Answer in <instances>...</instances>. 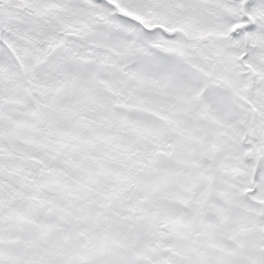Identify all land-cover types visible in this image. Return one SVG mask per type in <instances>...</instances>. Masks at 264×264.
<instances>
[{
	"label": "snow or ice",
	"instance_id": "6c2138e0",
	"mask_svg": "<svg viewBox=\"0 0 264 264\" xmlns=\"http://www.w3.org/2000/svg\"><path fill=\"white\" fill-rule=\"evenodd\" d=\"M0 264H264V0H0Z\"/></svg>",
	"mask_w": 264,
	"mask_h": 264
}]
</instances>
